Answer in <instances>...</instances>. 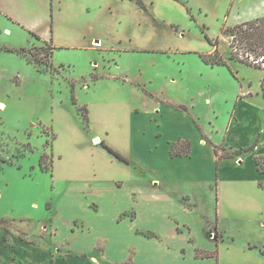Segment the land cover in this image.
Wrapping results in <instances>:
<instances>
[{
  "label": "rangeland",
  "instance_id": "1",
  "mask_svg": "<svg viewBox=\"0 0 264 264\" xmlns=\"http://www.w3.org/2000/svg\"><path fill=\"white\" fill-rule=\"evenodd\" d=\"M142 1L145 9L136 0H0V219L9 220V226L30 229L51 214V197L59 199L64 186L56 180L72 167L81 168L78 152L85 147L83 140L93 135H100L95 144L100 138L111 140L120 153H132V166L140 171L136 167L143 168L144 160L137 159L140 148L129 136L132 108L146 112L145 117L153 113L164 118L153 117L134 130L159 151H164V143L155 140H171L175 134L221 142L241 90L249 82L257 88L264 79V69L231 58L232 37L223 34L225 26L246 15L245 2ZM218 38L227 65L202 57L214 53ZM49 46H55L50 66L44 63L50 61ZM252 102L264 106L257 94ZM178 110H188L191 117L184 116L177 127ZM68 124L77 127L69 130ZM246 129L251 137L254 129ZM44 152L53 155L54 172L41 169ZM244 168L251 171L249 163ZM147 175L158 177L153 169ZM219 181L228 201L246 195L237 194L238 183L227 181L224 174ZM243 184L264 200V183L252 188V182ZM202 193L204 206H213L212 191ZM241 226L235 214L223 220L228 232L222 264H235L228 248L232 237L237 246L244 244Z\"/></svg>",
  "mask_w": 264,
  "mask_h": 264
},
{
  "label": "crops",
  "instance_id": "2",
  "mask_svg": "<svg viewBox=\"0 0 264 264\" xmlns=\"http://www.w3.org/2000/svg\"><path fill=\"white\" fill-rule=\"evenodd\" d=\"M241 1L248 6L238 23L264 16V0ZM262 82L257 88L249 82L241 90L221 142L202 135L175 134L171 140H155L164 143L160 146L164 151H159L157 144H146L134 130L153 117L155 121L164 118L153 113L145 117L146 112L132 108L130 143L139 146L136 157L144 160L143 168L136 167L138 172L102 144L123 152L113 141L100 138L95 144L94 138L100 135L83 140L85 147L77 159L81 168L72 167L56 180L64 186L59 199L51 197V214L30 229L16 223L0 226V264H222L221 248L228 232L222 222L232 214L240 218V231L246 237L240 247L236 237L229 244L235 264H264V200L243 184L252 182V188L257 182L264 183V173L255 163L256 156L264 155V106L252 102L256 94L264 102ZM183 111L175 112L174 126L184 123V116L191 117L188 110ZM198 126L204 131L202 124ZM76 127L66 126L69 130ZM250 127L254 129L251 137L246 132ZM180 138L191 141V152L172 156V144ZM257 140L255 149L238 160L216 154L218 146L231 153ZM246 163L251 171L244 168ZM149 168L158 177L150 179ZM223 174L227 181L238 183L234 186L237 194H246L240 201L222 197L219 179ZM57 187L52 186L54 192ZM206 190L214 194L213 206H204L202 191ZM198 250L218 253L199 257Z\"/></svg>",
  "mask_w": 264,
  "mask_h": 264
},
{
  "label": "trees",
  "instance_id": "3",
  "mask_svg": "<svg viewBox=\"0 0 264 264\" xmlns=\"http://www.w3.org/2000/svg\"><path fill=\"white\" fill-rule=\"evenodd\" d=\"M137 3L145 9V5L142 0H136ZM223 34H230L232 40L230 42V47L232 49L231 58L241 61L245 64L254 66L256 68L264 69V16L245 21L242 23H238L233 26H225L223 29ZM37 39L42 40L40 36H37ZM208 38V37H207ZM210 41V39L208 38ZM219 38L216 40L214 45L216 46V50L214 53L211 54H202V57L211 62L214 65H227V61L225 57L221 54L219 49ZM48 45V43H46ZM50 47V46H49ZM55 46H51L48 50L49 53V62H44L47 65H51V57L53 55ZM35 49L33 47L31 50ZM43 49V47L41 48ZM32 53V51H31ZM30 62H41L40 60L32 61L29 59ZM263 94H264V79L262 82ZM81 110L85 112V119L88 121V108L86 106L80 107ZM258 140L254 142L251 146L246 148H240L234 152L226 153V157H239V155L253 151L257 146ZM102 144L117 158L121 161L131 164L132 161L119 153L118 151L114 150L110 146L106 145L103 141ZM222 150H225L223 147ZM191 152V141L189 139L180 138L178 141L174 142L171 147V155L172 156H185ZM216 154H219L218 148L216 149ZM49 159V162L46 161ZM239 159V158H238ZM237 159V160H238ZM3 161H6L3 159ZM255 163L257 165L258 170L261 173H264V155H259L255 157ZM40 167L43 171H53L54 168V160L53 155H48L47 152H44L41 155L40 159ZM10 224L9 220L0 219V226L8 227ZM152 235V233H149ZM218 251H205V250H198L197 256L199 257H209V256H217Z\"/></svg>",
  "mask_w": 264,
  "mask_h": 264
},
{
  "label": "bare ground",
  "instance_id": "4",
  "mask_svg": "<svg viewBox=\"0 0 264 264\" xmlns=\"http://www.w3.org/2000/svg\"><path fill=\"white\" fill-rule=\"evenodd\" d=\"M96 45H98L99 43H95Z\"/></svg>",
  "mask_w": 264,
  "mask_h": 264
},
{
  "label": "water",
  "instance_id": "5",
  "mask_svg": "<svg viewBox=\"0 0 264 264\" xmlns=\"http://www.w3.org/2000/svg\"><path fill=\"white\" fill-rule=\"evenodd\" d=\"M96 141H98V140H96Z\"/></svg>",
  "mask_w": 264,
  "mask_h": 264
}]
</instances>
